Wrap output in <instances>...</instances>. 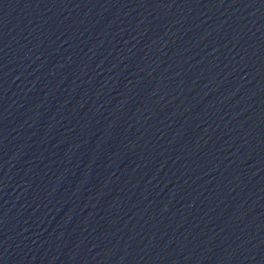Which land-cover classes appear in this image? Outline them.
Masks as SVG:
<instances>
[{"label":"water","instance_id":"1","mask_svg":"<svg viewBox=\"0 0 264 264\" xmlns=\"http://www.w3.org/2000/svg\"><path fill=\"white\" fill-rule=\"evenodd\" d=\"M0 264H264V0H0Z\"/></svg>","mask_w":264,"mask_h":264}]
</instances>
